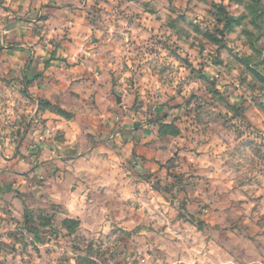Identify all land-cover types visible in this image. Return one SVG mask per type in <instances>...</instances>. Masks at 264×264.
Wrapping results in <instances>:
<instances>
[{"label":"clouds","instance_id":"obj_1","mask_svg":"<svg viewBox=\"0 0 264 264\" xmlns=\"http://www.w3.org/2000/svg\"><path fill=\"white\" fill-rule=\"evenodd\" d=\"M0 264H264V0H0Z\"/></svg>","mask_w":264,"mask_h":264}]
</instances>
